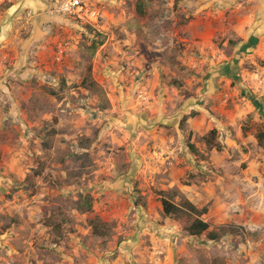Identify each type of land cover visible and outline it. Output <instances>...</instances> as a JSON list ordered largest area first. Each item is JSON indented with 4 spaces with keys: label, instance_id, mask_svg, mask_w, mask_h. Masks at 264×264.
<instances>
[{
    "label": "rangeland",
    "instance_id": "374dc122",
    "mask_svg": "<svg viewBox=\"0 0 264 264\" xmlns=\"http://www.w3.org/2000/svg\"><path fill=\"white\" fill-rule=\"evenodd\" d=\"M85 3L0 0V264H264V0Z\"/></svg>",
    "mask_w": 264,
    "mask_h": 264
},
{
    "label": "trees",
    "instance_id": "16d2710c",
    "mask_svg": "<svg viewBox=\"0 0 264 264\" xmlns=\"http://www.w3.org/2000/svg\"><path fill=\"white\" fill-rule=\"evenodd\" d=\"M102 44V41L95 43L94 49L97 50L102 46ZM211 135L212 137L209 139V144L214 146L215 138L213 136L215 135V131H213ZM257 137L260 146L264 147V131H261ZM190 147L193 151L195 150L192 145ZM220 148L221 147H217V150H221ZM161 203L165 216L174 217L177 219H182L184 217L191 219V223L188 227V233L190 236L201 237L206 235L210 241L218 242L224 236H239L244 230L242 228L231 226H222L219 229H212L210 224L202 219V216L208 212L207 208L199 210L188 200H183L181 203L176 204L168 200L166 197H161ZM80 206L84 211H91L93 206L91 197L88 196L84 198ZM93 230L95 234H101L100 226L96 225L95 223L93 225Z\"/></svg>",
    "mask_w": 264,
    "mask_h": 264
},
{
    "label": "built area",
    "instance_id": "2783aa9c",
    "mask_svg": "<svg viewBox=\"0 0 264 264\" xmlns=\"http://www.w3.org/2000/svg\"><path fill=\"white\" fill-rule=\"evenodd\" d=\"M47 13L52 17H82L88 13L85 0H46Z\"/></svg>",
    "mask_w": 264,
    "mask_h": 264
},
{
    "label": "flooded vegetation",
    "instance_id": "af4514ba",
    "mask_svg": "<svg viewBox=\"0 0 264 264\" xmlns=\"http://www.w3.org/2000/svg\"><path fill=\"white\" fill-rule=\"evenodd\" d=\"M46 7H47V4H46Z\"/></svg>",
    "mask_w": 264,
    "mask_h": 264
},
{
    "label": "water",
    "instance_id": "95a60500",
    "mask_svg": "<svg viewBox=\"0 0 264 264\" xmlns=\"http://www.w3.org/2000/svg\"><path fill=\"white\" fill-rule=\"evenodd\" d=\"M46 10H47V7H46Z\"/></svg>",
    "mask_w": 264,
    "mask_h": 264
}]
</instances>
